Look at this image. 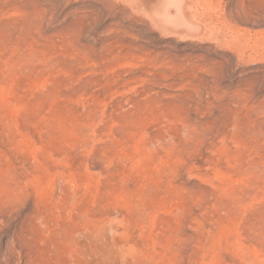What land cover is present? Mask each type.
<instances>
[{
	"label": "rangeland",
	"instance_id": "rangeland-1",
	"mask_svg": "<svg viewBox=\"0 0 264 264\" xmlns=\"http://www.w3.org/2000/svg\"><path fill=\"white\" fill-rule=\"evenodd\" d=\"M144 1L0 0V264H264V0Z\"/></svg>",
	"mask_w": 264,
	"mask_h": 264
},
{
	"label": "bare ground",
	"instance_id": "bare-ground-1",
	"mask_svg": "<svg viewBox=\"0 0 264 264\" xmlns=\"http://www.w3.org/2000/svg\"><path fill=\"white\" fill-rule=\"evenodd\" d=\"M143 1H144V0H143ZM145 1L148 3V5H149L150 7H151V5H153V4H152L153 2H154V3L156 2V0H155V1H152V0H145ZM145 1H144V3H142V5H143V4L145 5ZM148 1H149V2H148ZM150 1H151V3H150ZM175 1H176V2H175ZM178 1H179V0H178ZM140 2H141V1H140ZM167 2L169 3V2H171V0H167ZM173 2H174V4H173V6H174V5L177 3V0H174ZM173 2H172V3H173ZM180 2H181V1H179V6H181V5L183 4V3H181V5H180ZM183 2H184V1H183ZM187 2H188V0H187ZM187 2H184V6L188 4ZM162 3H163V4H162ZM165 3H166V0H165V2H164V1H161L160 4L163 5V7H164V4H165ZM168 3H167V5H168L167 7L170 6ZM186 3H187V4H186ZM160 4H159V0H158V2L155 3V7H156V5H157L158 7L161 6ZM148 5H147V6H148ZM165 5H166V4H165ZM137 6H138V5H137ZM147 6H146V8H147ZM173 6L171 5V6L169 7V10H170V8H172ZM140 7H141V5H140ZM158 7L156 8V10L158 9ZM161 7H162V6H161ZM165 7H166V6H165ZM167 7H166L164 10L168 9ZM175 7L178 8V7H177V4H176ZM133 8H134V7H133ZM144 9H145V7H144ZM153 9H154V5L152 6V9H150V11H152V12H151L152 14H153V11L155 12V9H154V10H153ZM173 9H175V8L173 7ZM190 9H191V8H190ZM145 10H148V8L145 9ZM159 10L161 11L162 8H161V9L159 8ZM159 10H158V13H159V14L157 13V11H156V13H157V16H158V17H159V16H160V17L162 16L161 18H162L163 23H164V22L166 23V22L168 21L167 18H169V20H170V25H171V23L179 22V21H176L177 19H176V20L174 19L175 22L172 21V20H173V19H172L173 17H171V16L169 15V10L167 11L169 17H168V15H167V18H166L165 15H164V10H162L161 12H159ZM180 10H181V9H180ZM180 10H178V11L181 12V11L183 10V14H184L185 9H184L183 5H182V10H181V11H180ZM167 12L165 11V14H167ZM175 12L177 13L176 9L174 10V13H175ZM187 12H188V11H187ZM187 12L185 11V14H186ZM151 13H150V14H151ZM161 13H163V15H160ZM176 13H175L174 15H176ZM187 14H188V13H187ZM172 15H173V14H172ZM177 15H178V14H177ZM180 15H181V13H180ZM180 15H179V16H180ZM157 16H156V17H157ZM179 16H178V17H179ZM158 17H157V18H158ZM170 17H171L172 20L170 19ZM176 17H177V16H176ZM180 17H181V16H180ZM187 17H188V15H187ZM189 17H190V15H189ZM163 18H164V20H165V18H166L167 21H164ZM178 19H179V18H178ZM186 19H189V21H190L191 24H192V21L190 20V18H186ZM162 21H161L159 24H161ZM156 22H159V21H156ZM168 23H169V21H168ZM168 23H166V24H167L166 27H169ZM194 23L196 24L195 21H194ZM197 24H198V23H197ZM188 25H189V24H188ZM198 25H201V24H198ZM162 26H163V25H162ZM171 26H174V25H171ZM200 27H201V29H202V25H201ZM173 28H175V26H174ZM178 28H180V27L178 26ZM191 28H192V27H191ZM165 29H166V28H165ZM166 30H167V29H166ZM168 30H170V27H169ZM171 30H172V29H171ZM176 30H177V28H176ZM184 30H185V29H184ZM178 31H179V30H178ZM186 31H187V30H186ZM186 31H185V32H186ZM174 32H175V30H174ZM183 32H184V31H182V33H183ZM199 32H201V31H199ZM179 33H181V31H180ZM188 34H189V33H188ZM193 34H194V33H193ZM193 34H192V35H193ZM203 34H204V33H203ZM185 35H186V34H185ZM190 35H191V34H190ZM196 35H197V33H196ZM199 35H200V34H199Z\"/></svg>",
	"mask_w": 264,
	"mask_h": 264
}]
</instances>
